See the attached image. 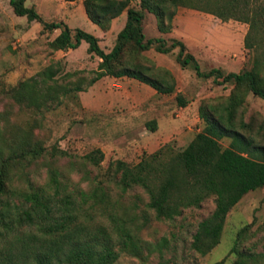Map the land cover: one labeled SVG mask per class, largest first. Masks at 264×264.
<instances>
[{"label": "rangeland", "instance_id": "374dc122", "mask_svg": "<svg viewBox=\"0 0 264 264\" xmlns=\"http://www.w3.org/2000/svg\"><path fill=\"white\" fill-rule=\"evenodd\" d=\"M8 1L0 0V115L6 119L0 127L4 138L29 131L31 140L45 151L30 165L12 167L14 177L40 187L53 168L65 187L63 192L76 201L78 191L88 193L99 186L115 208L136 214L130 239L114 249L108 264H232L239 252L264 253V186L246 193L227 213L220 234L196 247L191 245L192 235L213 211V197H206L197 208L180 210L172 219L155 220L144 207L147 198L140 189L120 193L116 186L118 162L132 166L158 149L181 151L202 129L199 109L226 99L231 85L216 86L211 79L197 78L190 68H180L175 62L176 49L158 54L152 48L137 54L126 49L123 59L167 71L174 79L171 94H157L128 78L102 77L92 82L99 60L86 52L84 42L75 50H50L47 43L59 30L45 31L37 22L15 16ZM71 1L25 0L24 5L45 22L60 21L71 31L91 34L99 48L108 52L124 16L118 21L120 28L117 23L103 32L88 21L80 0ZM138 5L139 0L129 2L134 9ZM144 18L145 38L161 37L166 44L170 39L181 41L201 71L217 68L237 73L252 67L253 53L242 46L245 24L178 8L170 31L160 34L153 17L145 13ZM48 69L51 81L42 75ZM31 80L36 89L49 90L57 101L38 111L15 103L9 90ZM176 96L184 101L183 107L177 105ZM241 114L243 122L251 124V136L256 138L259 131L264 138V100L244 92ZM218 142L221 148L236 149L228 139ZM95 149L102 154L98 166L84 158ZM258 264H264V259Z\"/></svg>", "mask_w": 264, "mask_h": 264}, {"label": "trees", "instance_id": "16d2710c", "mask_svg": "<svg viewBox=\"0 0 264 264\" xmlns=\"http://www.w3.org/2000/svg\"><path fill=\"white\" fill-rule=\"evenodd\" d=\"M24 1H8L15 16L35 21L45 31L59 30L47 43L50 50H75L84 42L86 52L98 58L92 82L102 77L128 78L157 94H171L174 79L167 71L123 59L126 49L137 54L152 48L158 54L176 49L175 62L180 68H190L197 78L211 79L216 86L231 85L226 99L199 109L202 129L181 151L158 149L132 166L118 162L116 167L118 191L140 189L147 198L144 207L155 220L172 219L180 210L197 208L206 197H213V211L197 224L191 245L196 247L202 240L218 236L227 213L238 201L264 186V138L259 131L256 138L251 136V124L243 122L241 114L244 92L264 100V62L260 60L264 59V0H139L138 9L129 6L130 0H82L86 18L103 32L124 12L123 26L108 52H103L89 33L71 31L60 21H43ZM178 8L245 24L242 46L253 53L251 69L237 73L217 68L201 71L181 41L170 39L166 44L161 37L145 38V13L153 17L158 33H168ZM42 75L52 80L49 69ZM35 84L33 80L21 82L9 90V96L36 111L57 101L53 93L41 92ZM175 100L178 106L185 105L180 97ZM0 121L6 119L0 115ZM222 139L230 140L236 149L221 148L218 141ZM44 152L31 140L29 131L4 138L0 127V264H108L114 249L130 239L137 215L115 208L99 186L88 193L78 191L76 201L72 194L63 192L65 187L53 168L48 169L47 181L40 187L14 177L12 167L30 165ZM84 158L98 166L102 154L95 149ZM262 259L264 253L245 250L232 264H258Z\"/></svg>", "mask_w": 264, "mask_h": 264}, {"label": "crops", "instance_id": "0c3cea01", "mask_svg": "<svg viewBox=\"0 0 264 264\" xmlns=\"http://www.w3.org/2000/svg\"><path fill=\"white\" fill-rule=\"evenodd\" d=\"M70 2H72V1H70ZM70 2H69V3H70ZM81 2H82V0H80V3H81ZM123 16H124V12L121 13L117 18L113 19V20L110 22V26H109V27H110V28L113 27V25H114V24H117L118 21H119L120 19L123 20ZM124 20H125V17H124ZM123 23H124V22H123ZM118 25H119V28H120V23H118ZM121 28H122V27H121ZM121 28H120V29H121ZM120 29H119V30H120ZM119 30H118V31H119Z\"/></svg>", "mask_w": 264, "mask_h": 264}]
</instances>
